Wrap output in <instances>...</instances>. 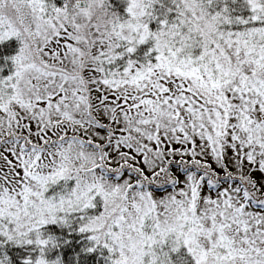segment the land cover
I'll return each instance as SVG.
<instances>
[{
	"label": "snow or ice",
	"instance_id": "obj_1",
	"mask_svg": "<svg viewBox=\"0 0 264 264\" xmlns=\"http://www.w3.org/2000/svg\"><path fill=\"white\" fill-rule=\"evenodd\" d=\"M0 264H264V0H0Z\"/></svg>",
	"mask_w": 264,
	"mask_h": 264
}]
</instances>
